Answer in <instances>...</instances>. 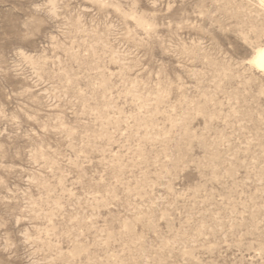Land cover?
<instances>
[{"label": "rangeland", "instance_id": "374dc122", "mask_svg": "<svg viewBox=\"0 0 264 264\" xmlns=\"http://www.w3.org/2000/svg\"><path fill=\"white\" fill-rule=\"evenodd\" d=\"M264 0H0V264H264Z\"/></svg>", "mask_w": 264, "mask_h": 264}, {"label": "snow or ice", "instance_id": "6c2138e0", "mask_svg": "<svg viewBox=\"0 0 264 264\" xmlns=\"http://www.w3.org/2000/svg\"><path fill=\"white\" fill-rule=\"evenodd\" d=\"M254 65L258 66L260 70L264 71V48H261L257 54L256 58L251 61Z\"/></svg>", "mask_w": 264, "mask_h": 264}, {"label": "bare ground", "instance_id": "6f19581e", "mask_svg": "<svg viewBox=\"0 0 264 264\" xmlns=\"http://www.w3.org/2000/svg\"><path fill=\"white\" fill-rule=\"evenodd\" d=\"M261 48H264V43H263L262 45L258 46V47L255 49L254 53L252 54V56H251V58H250V62L256 58V54H257V52H258ZM252 65H253L256 69L260 70V68H259L258 66L254 65L253 63H252Z\"/></svg>", "mask_w": 264, "mask_h": 264}]
</instances>
